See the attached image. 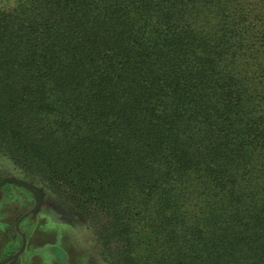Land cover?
Listing matches in <instances>:
<instances>
[{
  "label": "trees",
  "instance_id": "16d2710c",
  "mask_svg": "<svg viewBox=\"0 0 264 264\" xmlns=\"http://www.w3.org/2000/svg\"><path fill=\"white\" fill-rule=\"evenodd\" d=\"M0 152L106 264H264V0H16Z\"/></svg>",
  "mask_w": 264,
  "mask_h": 264
},
{
  "label": "rangeland",
  "instance_id": "374dc122",
  "mask_svg": "<svg viewBox=\"0 0 264 264\" xmlns=\"http://www.w3.org/2000/svg\"><path fill=\"white\" fill-rule=\"evenodd\" d=\"M16 4L0 0V10ZM0 264H106L87 218L1 152Z\"/></svg>",
  "mask_w": 264,
  "mask_h": 264
}]
</instances>
